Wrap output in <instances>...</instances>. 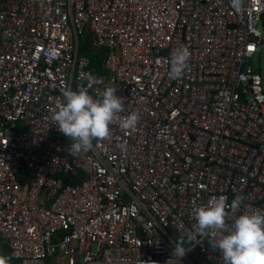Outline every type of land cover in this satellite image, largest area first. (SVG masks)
<instances>
[{"label": "built area", "instance_id": "2783aa9c", "mask_svg": "<svg viewBox=\"0 0 264 264\" xmlns=\"http://www.w3.org/2000/svg\"><path fill=\"white\" fill-rule=\"evenodd\" d=\"M264 0H0V246L16 264H174L194 207L264 209ZM260 25V27H259ZM191 53L178 79L172 53ZM89 51L101 53L102 68ZM259 67H258V66ZM90 77H95L93 82ZM106 86L137 128L77 158L52 119ZM176 264H224L197 237Z\"/></svg>", "mask_w": 264, "mask_h": 264}, {"label": "clouds", "instance_id": "9594fccd", "mask_svg": "<svg viewBox=\"0 0 264 264\" xmlns=\"http://www.w3.org/2000/svg\"><path fill=\"white\" fill-rule=\"evenodd\" d=\"M191 53L187 47H179L170 60L169 78L178 79L188 66ZM95 82V77H90ZM62 101L53 110L52 119L58 130L71 143L67 148L69 155L77 158L81 153L89 152L93 141L110 138L112 126L118 125L126 131L137 128L140 116L131 112L124 116L125 99L117 95V89L106 86L97 97L89 94L88 88L78 87L75 91L65 87ZM239 197L227 202V197H210L206 205L193 209L195 221L192 229L175 240L171 253L174 264L182 259L192 247L197 237H212V247L218 249L224 264H264V209L246 208L242 214L228 225L229 207L240 208ZM0 264H11V257L0 254Z\"/></svg>", "mask_w": 264, "mask_h": 264}, {"label": "rangeland", "instance_id": "374dc122", "mask_svg": "<svg viewBox=\"0 0 264 264\" xmlns=\"http://www.w3.org/2000/svg\"><path fill=\"white\" fill-rule=\"evenodd\" d=\"M260 27V25H259ZM261 31H262V35H263V39H264V27L261 26ZM99 54H97L96 52L94 51H90L88 52V56L90 57V59L92 60L93 64H97L99 63L100 61V56H98ZM99 59V60H98ZM98 65V64H97ZM262 69H261V72L264 76V54H263V58H262ZM258 66V65H257ZM259 67V66H258Z\"/></svg>", "mask_w": 264, "mask_h": 264}, {"label": "trees", "instance_id": "16d2710c", "mask_svg": "<svg viewBox=\"0 0 264 264\" xmlns=\"http://www.w3.org/2000/svg\"><path fill=\"white\" fill-rule=\"evenodd\" d=\"M90 52V51H89ZM97 54H99L98 56H103L101 53H98V52H96ZM99 60V59H98ZM98 64V65H97ZM97 64H93V62H92V66L93 67H96V68H98V71L100 72V73H103V72H105L104 70H103V68H102V63H101V61H99V63H97ZM0 254H3V255H6V256H8V249H7V247L6 246H0ZM11 264H16V262L15 261H13L12 259H11Z\"/></svg>", "mask_w": 264, "mask_h": 264}, {"label": "water", "instance_id": "95a60500", "mask_svg": "<svg viewBox=\"0 0 264 264\" xmlns=\"http://www.w3.org/2000/svg\"><path fill=\"white\" fill-rule=\"evenodd\" d=\"M262 25L264 26V16H263V23H262Z\"/></svg>", "mask_w": 264, "mask_h": 264}]
</instances>
